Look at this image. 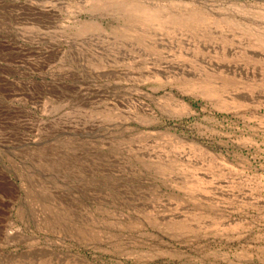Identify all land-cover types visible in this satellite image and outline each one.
Here are the masks:
<instances>
[{"label":"rangeland","instance_id":"obj_1","mask_svg":"<svg viewBox=\"0 0 264 264\" xmlns=\"http://www.w3.org/2000/svg\"><path fill=\"white\" fill-rule=\"evenodd\" d=\"M147 1L264 26V0ZM93 4L0 0V264H264V44L184 31L151 77L160 34Z\"/></svg>","mask_w":264,"mask_h":264},{"label":"bare ground","instance_id":"obj_2","mask_svg":"<svg viewBox=\"0 0 264 264\" xmlns=\"http://www.w3.org/2000/svg\"><path fill=\"white\" fill-rule=\"evenodd\" d=\"M93 6H96L97 8L105 7L107 9L113 10V13L115 15H118L116 17H119L120 19L121 18L124 19L127 22V23H125V25L128 24L129 27L134 29L135 32L139 33L140 35H150L151 36V35H155V33L157 35L160 34L158 36V38H155L152 41V43H153L152 45L154 48L159 49L160 52H166L165 57H167V59H166L167 61H168V57H170L169 59L176 58V55H179L182 52V50H184V48H189V47H191L192 44H194L193 41H190L189 38L188 39L183 38L184 31L198 34V33H200L201 30H207V33L209 35H213L217 30L221 31L223 29H227L228 27H233V28L238 29V30H240V29L244 30L247 34H250L251 36L258 39V41H260L262 44H264V28H263L264 26L261 27L257 23H252V22H248L245 20H241L242 18L238 19L236 17H233L232 15H219V16L212 17L210 15H207L204 11H202V9H197V8L193 7V5L191 6V5H188L187 3L183 4L181 2L172 1V3L170 5H167L166 3L161 5V4H156L154 2L150 3L147 0H94ZM209 14H210V12H209ZM258 17H259V13H258ZM94 24L95 23H91V22L90 23H84L80 27H83V29H87L89 27H94ZM126 28H127V26H126ZM128 44H129V42H128ZM195 45H197V41L195 42ZM126 46H129V45H126ZM113 50H115V49H113ZM190 50H192V49H190ZM117 52H118V50H117ZM176 52H179V54ZM192 52H194V51H192ZM194 55H195V53H194ZM139 59H141V58H139ZM187 60H189V59H187ZM168 62H169V64H167L165 66L166 69H168V70H166V71L165 70L153 71L154 73H153V75H151V77H153V76L159 77V74L168 76L165 72H169V71L174 72L173 75L178 76V74L180 72L177 70V68L180 69L181 72H183L182 67H184V66L180 67L179 64H176V63L173 64V63H171V61H168ZM127 71L129 72V70H127ZM193 89H194V87H192L190 85L189 90L192 91ZM186 91H188V89ZM196 91H198L200 93H206L205 91L202 90V88L198 84H195V92ZM154 165H156V164H154ZM163 226L166 229L174 230L175 232L178 233V232H181L180 230H182L187 225L182 220L169 219L164 223Z\"/></svg>","mask_w":264,"mask_h":264}]
</instances>
